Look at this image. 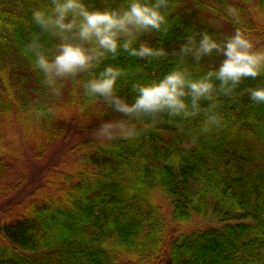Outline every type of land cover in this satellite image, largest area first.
<instances>
[{"label": "trees", "instance_id": "16d2710c", "mask_svg": "<svg viewBox=\"0 0 264 264\" xmlns=\"http://www.w3.org/2000/svg\"><path fill=\"white\" fill-rule=\"evenodd\" d=\"M123 2L85 0L100 9ZM49 3L0 0V70L7 69L12 89L0 81V264H264V104L248 96L264 77L245 79L235 98H222L219 128L202 132V117L177 118L138 140L102 146L93 130L123 117L73 95L71 85L60 99L47 96L22 55L37 30L32 11ZM171 3L167 35L142 38L153 47L178 49L189 31L231 33L228 4L240 9L247 34L264 47V0ZM219 59L205 57L201 67L218 66ZM173 61L125 54L106 63L127 70L116 87L132 103L131 84L161 77ZM35 101L54 105L56 115L31 113ZM86 103L91 109L80 115ZM9 135L17 136L16 145H8ZM33 183L35 192L22 204ZM11 203L14 213L7 212ZM196 215L207 224L191 228Z\"/></svg>", "mask_w": 264, "mask_h": 264}, {"label": "clouds", "instance_id": "9594fccd", "mask_svg": "<svg viewBox=\"0 0 264 264\" xmlns=\"http://www.w3.org/2000/svg\"><path fill=\"white\" fill-rule=\"evenodd\" d=\"M171 0H124L116 7H89L85 0H50L32 11L35 29L23 44L22 55L40 76L47 96L60 99L68 85L84 101H99L123 118L101 124L91 133L95 142L110 146L117 141H135L161 124L202 117V132L219 128L222 98H235L245 79L264 77V47L247 34L238 7L225 6L224 18L231 33L214 35L207 30L189 31L178 49L171 52L153 47L142 39L153 33L167 35L172 24ZM51 42V43H49ZM138 45V46H136ZM152 62L174 58L173 66L161 77L130 86L133 102L118 95L117 81L128 72L116 63L122 55ZM219 57L218 66L204 70L205 57ZM189 60L191 63H189ZM0 81L11 93L7 69ZM250 101L264 104V86L248 89ZM91 109L82 104L80 115ZM30 112L37 117L56 115L55 106L35 101ZM192 145L197 143L193 137Z\"/></svg>", "mask_w": 264, "mask_h": 264}, {"label": "rangeland", "instance_id": "374dc122", "mask_svg": "<svg viewBox=\"0 0 264 264\" xmlns=\"http://www.w3.org/2000/svg\"><path fill=\"white\" fill-rule=\"evenodd\" d=\"M17 136L16 135H9L7 137L8 140V145H16L17 143ZM24 164H27L26 159L24 160ZM38 165V164H37ZM39 166V165H38ZM34 172H37V170H35L37 167L34 166L33 164L30 167ZM26 181L28 182V179H26ZM33 190H36L34 188V183L32 185H30L29 187H25L24 190V197L22 198V204L25 203V201H27L30 197H32V193L31 192H35ZM1 206H3L2 204H0V209L2 208ZM10 208V207H9ZM17 208V205L15 206V204L11 203V208L7 211V212H12L14 213ZM2 213V211H0V214ZM205 224H207V221L205 220V217H203L202 215H196L191 223V228H195V227H202Z\"/></svg>", "mask_w": 264, "mask_h": 264}]
</instances>
